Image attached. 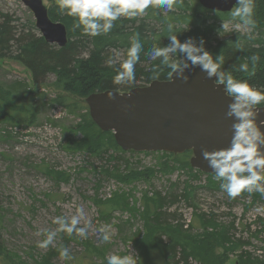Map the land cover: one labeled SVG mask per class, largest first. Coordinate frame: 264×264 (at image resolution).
<instances>
[{
	"label": "rangeland",
	"instance_id": "obj_1",
	"mask_svg": "<svg viewBox=\"0 0 264 264\" xmlns=\"http://www.w3.org/2000/svg\"><path fill=\"white\" fill-rule=\"evenodd\" d=\"M52 3L43 0L45 6ZM0 12L34 23L20 0H0ZM54 86V75L34 84L22 62L0 59V245L6 256L0 264H107L112 254H130L137 264H175L172 253L161 250L173 242L188 256L186 264H264V198L259 193L229 199L214 174L190 166L188 151L126 152L125 164L72 148L83 138L77 125L89 121L83 119L84 110L54 102L63 94ZM70 102L85 103L75 96ZM33 106L39 112L25 123L22 112ZM89 126L88 133L97 129ZM99 136L102 152L119 154L106 136ZM118 169L123 171L119 175L141 176L119 180L112 173ZM157 196H176L177 201H163L157 212ZM78 209L83 210L80 226L91 221L87 239L61 233L47 249L37 247L45 238L38 231L54 230L55 217H70ZM103 225L115 233L111 242L93 234ZM65 247L71 259L60 257Z\"/></svg>",
	"mask_w": 264,
	"mask_h": 264
},
{
	"label": "clouds",
	"instance_id": "obj_2",
	"mask_svg": "<svg viewBox=\"0 0 264 264\" xmlns=\"http://www.w3.org/2000/svg\"><path fill=\"white\" fill-rule=\"evenodd\" d=\"M194 5L195 0H55L59 13L73 18L71 30L79 29L88 37L107 35L116 26V21L141 19L149 10L153 15L162 16L160 36L166 37L168 42L164 46L149 47L144 54L145 60L150 64L152 61H159L147 69L151 73L150 79L160 81L161 74L167 70V82H172L174 75L187 82L189 77L185 75V71L198 67L207 79L214 78V85L223 86L224 95L230 98L225 117L233 120L232 136L228 147L211 151L202 147V157L212 169L214 180L219 182L220 189L229 199H235L243 192H256L264 198V132L257 124L259 109L264 105V91L254 88L246 80L236 79L232 74L235 71L254 76L260 56L253 53L244 62L233 65L232 71H228L223 68L225 57L222 49L219 55L213 57L205 50L202 37L198 42L192 37L181 42L177 34L189 30L190 19L174 22L169 14L183 13L185 17H190V9ZM255 8V0H236L228 13V21H222L218 35L223 37L234 31L235 41H227V45L234 51L244 52L246 45L259 38L258 24L254 18ZM229 24L233 27L230 28ZM154 39H159V36ZM142 52L143 44L139 33H135L129 38V46L123 53H116L105 61L109 67L118 65L112 81L114 85L134 84L135 66L140 61ZM107 98L114 99L113 93L107 92ZM260 124H264V120ZM82 218V209H78L77 214L70 217H55L52 223L57 227L54 230L42 229L36 233L45 237L37 242V247L47 249L61 233L68 236L75 234L79 238L87 239L91 221L80 226ZM93 234L103 243L111 242L115 235L109 225L94 229ZM60 257L71 259L70 250L61 248ZM107 264L137 262L130 254H112L107 257Z\"/></svg>",
	"mask_w": 264,
	"mask_h": 264
},
{
	"label": "trees",
	"instance_id": "obj_3",
	"mask_svg": "<svg viewBox=\"0 0 264 264\" xmlns=\"http://www.w3.org/2000/svg\"><path fill=\"white\" fill-rule=\"evenodd\" d=\"M50 5L52 6L47 7L49 18L52 21L63 23L66 28V44L63 47H59L56 44L48 43L42 38L39 32L37 35L32 33L31 30L35 29V25L30 20L26 23L20 22L19 19L13 18L8 13L0 12V59H14L22 62L31 71V78L34 84H42L48 75H54V87L63 92V94H57L53 101L68 108L70 111L76 109L85 111L83 119L89 122H81L77 125L76 129H79L83 133V138L79 142L74 143L72 148L76 150L85 148L90 150L91 153H94V155H100V158H106L108 162L110 160H116V162L123 161L125 164H128L126 161L127 158H124L122 153L135 152L120 149L109 131L101 132L92 122L85 103L78 104L76 102H70L71 96L85 98L90 93L107 89L127 91L152 81L150 79L151 73L147 69L152 64H158L159 61H152L150 64L145 60L144 54L149 47L164 46L167 44V38L160 36V29L163 27L160 21L163 17L153 15L152 11L149 10L148 14L141 19H120L116 21V26L107 35L88 37L84 36L79 29L72 31L71 25L73 18L60 14L55 3ZM255 5L254 18L258 24L257 31L259 38L246 45L244 52L234 51L227 45L228 40L235 41L236 33L234 31L225 34L223 37L218 35L222 21H228L229 12L207 10L201 7L195 0L194 7L190 9V17H185L183 13H170L169 17L174 22L190 19L189 30L177 34L181 42H184L188 37H192L198 42L202 37L204 39L205 50L209 51L213 57L219 55L222 49L225 57V63L223 65L225 70L232 71L233 65H239L244 62L246 57L253 53L258 54L260 60L254 76L235 71L232 74L236 79L246 80L254 88L264 91V0H255ZM135 33H139L140 40L143 44L140 61L135 66V82L130 86L114 85L112 81L116 75L118 65L109 67L105 61L116 53H123L129 46V38ZM157 36H159V39H154ZM166 76L167 70L161 74L160 80L166 79ZM37 112L39 110L36 106H33V110L22 112L24 122H33ZM89 124L95 126L97 129L88 133V128H91ZM99 134L106 136L111 145L115 146L116 151H120L118 155L115 154L113 156L109 152H102L103 150L100 149L101 142ZM106 167H111V164L106 165ZM116 167L119 166H114V168ZM119 170L112 172L119 180L125 181L141 176L140 173L119 175ZM120 172L123 171L120 170ZM157 199V212H161L160 210L164 208L163 201H169L172 204L177 201L176 196L170 200L161 196H157ZM162 217L163 215L160 219ZM165 221L166 218H163L162 223ZM158 239V243H160L161 240L159 237ZM161 250L163 253L167 251L172 253L175 264H186L189 260L188 256H184L182 250L178 251V242H173L169 248L167 246H161ZM2 256L6 259V256L3 255V248L0 245V258ZM104 263V261H101V264Z\"/></svg>",
	"mask_w": 264,
	"mask_h": 264
},
{
	"label": "water",
	"instance_id": "obj_4",
	"mask_svg": "<svg viewBox=\"0 0 264 264\" xmlns=\"http://www.w3.org/2000/svg\"><path fill=\"white\" fill-rule=\"evenodd\" d=\"M34 16V25L42 38L63 47L67 31L63 23L52 21L43 0H20ZM210 11L229 12L236 0H196ZM183 82L173 76L131 88L127 91L107 89L88 94L84 101L94 124L111 131L120 149L134 152H190L189 164L197 170L214 174L203 159L201 148L214 150L229 146L233 120L225 117L230 98L223 86L197 68L186 70ZM112 92L114 99L107 98ZM131 93V95H129ZM127 106V107H125ZM264 106L259 109L257 124L264 132Z\"/></svg>",
	"mask_w": 264,
	"mask_h": 264
},
{
	"label": "bare ground",
	"instance_id": "obj_5",
	"mask_svg": "<svg viewBox=\"0 0 264 264\" xmlns=\"http://www.w3.org/2000/svg\"><path fill=\"white\" fill-rule=\"evenodd\" d=\"M181 223V222H180ZM180 225V224H179ZM177 228H179V227H177ZM174 229V228H173ZM193 236V235H192Z\"/></svg>",
	"mask_w": 264,
	"mask_h": 264
}]
</instances>
